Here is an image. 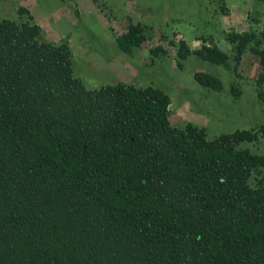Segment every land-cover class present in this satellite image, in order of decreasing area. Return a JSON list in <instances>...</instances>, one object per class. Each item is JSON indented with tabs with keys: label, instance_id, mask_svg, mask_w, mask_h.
<instances>
[{
	"label": "trees",
	"instance_id": "16d2710c",
	"mask_svg": "<svg viewBox=\"0 0 264 264\" xmlns=\"http://www.w3.org/2000/svg\"><path fill=\"white\" fill-rule=\"evenodd\" d=\"M17 13L27 19H0V264H264V155L239 146L259 131L208 138L170 123L161 88H86L68 44ZM145 39L128 20L115 43L131 53ZM228 40L238 61L252 36ZM251 52L261 84L264 46ZM191 53L178 41L177 66ZM193 53L227 61L213 44ZM192 77L222 88L211 73Z\"/></svg>",
	"mask_w": 264,
	"mask_h": 264
},
{
	"label": "rangeland",
	"instance_id": "374dc122",
	"mask_svg": "<svg viewBox=\"0 0 264 264\" xmlns=\"http://www.w3.org/2000/svg\"><path fill=\"white\" fill-rule=\"evenodd\" d=\"M26 8L41 29V39L66 42L71 51L73 75L86 88L123 82L152 85L169 96L168 119L177 127L186 122L202 126L206 136L234 129L259 131L256 140L239 146L264 155V82L258 84V62L252 47L264 46V3L261 0H0V19H27L17 13ZM128 20L144 26L146 39L131 53L119 50L115 37ZM232 33H247L252 40L235 59ZM192 51L176 62L178 41ZM215 45L227 55L225 65L200 59L194 50ZM165 52L152 56L149 49ZM208 72L222 84L212 90L195 82L192 73ZM239 90L235 96L230 89ZM256 173L252 174L251 182Z\"/></svg>",
	"mask_w": 264,
	"mask_h": 264
}]
</instances>
